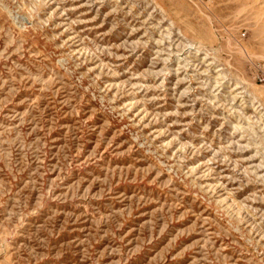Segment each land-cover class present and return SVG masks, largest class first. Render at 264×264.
Instances as JSON below:
<instances>
[{"label":"rangeland","instance_id":"1","mask_svg":"<svg viewBox=\"0 0 264 264\" xmlns=\"http://www.w3.org/2000/svg\"><path fill=\"white\" fill-rule=\"evenodd\" d=\"M0 264H264V0H0Z\"/></svg>","mask_w":264,"mask_h":264}]
</instances>
